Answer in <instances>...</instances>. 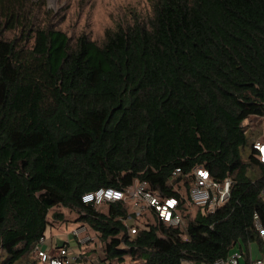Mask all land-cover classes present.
Returning a JSON list of instances; mask_svg holds the SVG:
<instances>
[{
    "label": "trees",
    "instance_id": "trees-1",
    "mask_svg": "<svg viewBox=\"0 0 264 264\" xmlns=\"http://www.w3.org/2000/svg\"><path fill=\"white\" fill-rule=\"evenodd\" d=\"M24 8L0 0V264H31L54 206L96 234L102 264H213L235 247L244 264L264 262L260 134L242 127L264 118V0H151L149 17L107 29L100 43L52 25L24 29ZM15 26L20 37H5ZM198 165L231 178L230 196L198 211L186 239L153 212L130 234L116 218L126 204L106 213L81 201L138 179L185 213L190 180L170 177Z\"/></svg>",
    "mask_w": 264,
    "mask_h": 264
},
{
    "label": "built area",
    "instance_id": "built-area-1",
    "mask_svg": "<svg viewBox=\"0 0 264 264\" xmlns=\"http://www.w3.org/2000/svg\"><path fill=\"white\" fill-rule=\"evenodd\" d=\"M254 115L247 118L250 123L243 122L244 130H255L256 122L252 121ZM253 149L261 162H264V135H259L252 142ZM189 178L190 186L188 188V205L185 213L182 212L180 200L176 196H165L158 191L148 187L145 180L135 179L125 188H116L111 186H100L95 189L84 192L81 195V201L85 204L91 203L95 207L107 205L114 202H122L128 206L125 215H118L130 234H135L140 230L141 219L145 218L147 213H154L157 222L167 226L168 234L178 239H186L188 237L187 226L189 220H192L197 213H212L218 206L223 204L230 196L231 178L226 177L221 181L214 179L209 170L201 165L192 167L190 172H182L180 168L172 171L170 181L171 184L177 176ZM181 181V180H180ZM182 182H180L181 184ZM175 186V182L173 183ZM199 211V212H198ZM185 214H188L185 216ZM256 214L254 218L256 219ZM256 228L260 231L264 240V230L256 219ZM71 236L74 238V245L68 240H59L53 251L43 249L41 237L35 250L45 264H97L91 258H86L85 262H81L85 257L84 250L86 244L97 240L96 237L88 232L84 223L76 224L71 230ZM243 252L237 247L233 248L225 258L217 259L213 264H239ZM98 258L100 254L98 253ZM250 264H264L261 259H254Z\"/></svg>",
    "mask_w": 264,
    "mask_h": 264
},
{
    "label": "rangeland",
    "instance_id": "rangeland-1",
    "mask_svg": "<svg viewBox=\"0 0 264 264\" xmlns=\"http://www.w3.org/2000/svg\"><path fill=\"white\" fill-rule=\"evenodd\" d=\"M151 10V0H25V8L19 14L25 22L24 29L52 25L66 32L72 39L83 32L92 40L100 43L107 29H113L119 24L131 23L136 18L145 20L151 15ZM4 20L2 18L1 25ZM21 30L22 27L20 26L10 27L3 30V34L7 38H19ZM252 121L257 124L255 130H258L260 135H264V118L255 117ZM244 122L250 123L251 121L245 118ZM107 208L108 206H104L103 209L106 210ZM55 213H61L63 220L59 218L57 220L54 216ZM76 217L77 214L74 211L54 206L47 214L49 221L45 233L47 244L50 246L54 231L71 234L72 228L77 224L75 222ZM92 234L97 240L86 244L87 247H91V249L86 250V255L90 250L93 251V247L96 251L101 252L100 248L98 249L100 246L98 237L95 233ZM71 240L73 241L74 238L72 237ZM52 247L51 245L50 248L47 247L46 249L54 252ZM100 255L103 257V254L100 253ZM28 261L31 264H45L35 249L28 255ZM186 263L188 262L184 261L182 264ZM239 264H244L243 257H241Z\"/></svg>",
    "mask_w": 264,
    "mask_h": 264
},
{
    "label": "crops",
    "instance_id": "crops-1",
    "mask_svg": "<svg viewBox=\"0 0 264 264\" xmlns=\"http://www.w3.org/2000/svg\"><path fill=\"white\" fill-rule=\"evenodd\" d=\"M105 206H107V205H105ZM106 211V213H108L107 212V209L105 210ZM85 224V223H84ZM86 226H87V224H86ZM87 229L89 230V228H88V226H87ZM54 230V229H53ZM45 233H46V231H45ZM69 232H60V233H56L55 231H54V235H53V237H52V240H51V242H50V246L47 244V242H46V237H45V234H44V242H42V248L43 249H46L47 247H51V245L53 246L51 249L53 250V248L56 246V244H57V242L59 241V240H68L70 243H72L73 245H74V240L72 241L71 240V238H72V236H71V234H68ZM90 234H92V232L90 231L89 232ZM64 234V235H63ZM93 235V234H92ZM86 247H87V245H86ZM88 249H91V247H87V248H85L84 250H88ZM46 250H48L49 251V249H46ZM91 251V250H90ZM87 252V255L85 254V257L86 258H88V259H92V260H94L97 264H102V263H100V258H101V256H100V258H98L97 257V254H96V252H94V253H92V252ZM81 262H83V260H81ZM188 263H186V264H196V263H194V262H192V261H187ZM197 264H201V263H197Z\"/></svg>",
    "mask_w": 264,
    "mask_h": 264
},
{
    "label": "snow or ice",
    "instance_id": "snow-or-ice-1",
    "mask_svg": "<svg viewBox=\"0 0 264 264\" xmlns=\"http://www.w3.org/2000/svg\"><path fill=\"white\" fill-rule=\"evenodd\" d=\"M262 151H264V149H262Z\"/></svg>",
    "mask_w": 264,
    "mask_h": 264
}]
</instances>
